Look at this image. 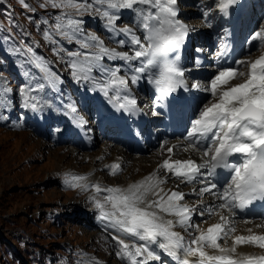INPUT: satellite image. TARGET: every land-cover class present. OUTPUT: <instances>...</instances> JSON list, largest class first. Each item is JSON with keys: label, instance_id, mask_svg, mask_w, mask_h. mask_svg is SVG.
Here are the masks:
<instances>
[{"label": "snow or ice", "instance_id": "6c2138e0", "mask_svg": "<svg viewBox=\"0 0 264 264\" xmlns=\"http://www.w3.org/2000/svg\"><path fill=\"white\" fill-rule=\"evenodd\" d=\"M49 3L53 8L75 9V16L63 11L58 14L52 29L44 32L45 40L51 45H60L59 49L53 47V51L67 63L76 82H91L115 103L118 110L128 113L137 110V100L127 94V90L129 83L137 84L145 77L158 93V100L178 88L187 87L186 69L179 63L178 53L189 29L179 19V0H93L92 3L49 0ZM235 3L236 0H218L217 7L221 12H227ZM25 7L29 6L25 4ZM92 11L103 19L110 38L112 33L122 35L124 38L117 40L118 46L128 47L130 51L108 48L94 33L83 34V20L77 17ZM124 11L131 14L143 41L133 28L117 27ZM57 36L64 40L56 39ZM64 41L75 43L76 50L62 54ZM254 42L258 47H264V28L254 31L246 39L249 48ZM26 48L39 73L31 83L19 86L18 95L21 106L35 112L40 110L43 100L39 93L55 87L60 77L45 58L35 55L31 46ZM105 59L121 63L106 65ZM234 65H221L215 74H210L208 83L191 85L192 89L212 97L194 110V118H190V126L183 136L184 151L198 153L199 162L193 158L172 159L173 149L181 146L177 144L167 149L169 157L155 172L127 187L82 183L86 177L78 174H69L65 179L68 187L84 191L92 188L96 194L105 193L102 200L95 196L92 199L100 219L106 222V229L116 233L111 239L118 246L117 255L125 264L160 261L157 249L174 258L176 264H264V255L237 252L238 245L264 249V234L231 236L236 229L230 226L237 210L264 200V55L254 60L236 59ZM124 69V75H120ZM24 75L31 77L32 73ZM234 80L241 82L231 83ZM12 91L0 88L7 97L6 102L11 101L8 93ZM121 92L124 93L122 96ZM6 102H0V107ZM68 107L76 118L75 106ZM105 167L110 168L113 175L121 170L119 163ZM160 169L167 175L160 177ZM168 175L181 183L198 184L199 188H194L192 193L166 191L161 185L166 183ZM190 194L200 199L195 204L184 203L185 196ZM206 194L216 203L208 204L203 199ZM196 213L218 215L219 222L200 229L192 224ZM261 226L264 225H257ZM176 227L189 236L192 235L189 229L196 227L199 234L188 240L180 231L174 230ZM229 236L231 247L222 246L219 241L226 244ZM126 239L132 243H126ZM206 249L215 250V254Z\"/></svg>", "mask_w": 264, "mask_h": 264}, {"label": "rangeland", "instance_id": "374dc122", "mask_svg": "<svg viewBox=\"0 0 264 264\" xmlns=\"http://www.w3.org/2000/svg\"><path fill=\"white\" fill-rule=\"evenodd\" d=\"M7 1L13 4L21 21L20 23L15 20L9 11L0 7V36L6 33L9 37L10 32H13L20 38H17L16 42L4 39L2 42L0 39V51L5 49L4 53L6 57H11L12 63L26 61L22 58L24 55L21 59L16 55L17 52L18 55L22 53L18 43L23 42L25 48L30 46L22 36L23 27H31L36 39L42 40V45L49 48V43L45 42L44 35L39 32V28L43 30L42 27L35 23L41 21L39 16H33V6L40 10V16L51 19V25L55 24L60 11H75L73 8H53L49 0ZM79 2L91 3L89 0ZM25 4L29 7H25ZM2 53L0 75L5 78L6 64ZM254 56H257V53L252 55ZM59 147L67 146H53L29 132L14 131L0 125V264H100L89 260L92 259V254H96V257L103 261L102 264H117L99 234L83 226L78 220L80 218H75L77 213L73 212L74 210L82 207L88 210L93 205L94 195L86 197L90 194V188L87 191L74 188L66 190L59 186L65 182L67 171H80L86 177L82 183L96 181L97 172L105 175L102 164L109 158L111 151L108 150L98 157L97 162L94 159L93 163L99 162L101 165L96 169L91 168L90 171L88 158L92 154L91 151L99 145L92 150L76 151L79 156L86 154V158L85 155L82 156L84 160L81 162L61 153ZM96 153H99V150ZM131 163L130 161L124 165L125 170L119 176L105 175L104 180L100 181L115 185L131 179L132 182L134 178L126 173L128 170H134ZM143 163L138 161V172L146 169L144 166L147 167V164ZM96 199L100 198L96 196ZM56 214L60 216L57 217ZM73 215L74 219H70Z\"/></svg>", "mask_w": 264, "mask_h": 264}, {"label": "bare ground", "instance_id": "6f19581e", "mask_svg": "<svg viewBox=\"0 0 264 264\" xmlns=\"http://www.w3.org/2000/svg\"><path fill=\"white\" fill-rule=\"evenodd\" d=\"M190 22L193 23V24H195L197 21L193 19ZM253 54L254 53H252L251 55H253ZM24 132H26V131H24ZM20 134H23V133H20ZM111 147L112 148H110L107 143H101V145L96 150L91 151L92 154H91L90 158H88V160L90 162L89 170L91 168L96 169L99 165H101V164H99V162L98 163H93V160L95 159V162L99 161V158L98 157H100L101 155H104L108 150L111 151V155L109 156V158H107L105 160L104 163L112 162V163H119L121 165H125V164L127 165V163L131 161L132 162L131 163L132 164V168H134V170L133 171L132 170H128V171L126 170L127 171L126 173H129L130 175H132V177L134 179H133L132 182H130L132 180L131 179L130 181H127L128 183L127 182H124L122 184H117V186H120V187H127V185H129L131 183H134L136 181H139L142 178L148 176L149 174L155 172L157 170V165L161 161V157L158 156V153L161 152L163 156H165L166 154H168V151H167L168 148H163L161 150L155 151L154 153H150L147 157H144V156H136V157H133L129 153H126V152L122 151V149L118 148L117 146H111ZM59 149H60L61 153L65 154L66 156L71 157L73 160H75L77 162H81L82 161V159H83L82 156L83 155H85L84 158H86V154L83 153L82 155L79 156V154H77V152H76L77 150L72 149L71 147H68V146L67 147H59ZM98 150H99V153H96L95 154V152L98 151ZM185 155L186 154H182V157H184ZM140 160H141V162L146 163L147 164V167L144 166L146 169H143L142 171L138 172V161H140ZM94 169H92V171ZM96 175L98 177V179L96 181H100V180H104V176L106 174L104 175V173L102 174L100 172H97ZM158 175L160 177L162 176V174H160V172L158 173ZM108 181H110V180H108ZM161 187L163 189H165L166 186L165 185H161ZM91 196H92V193L91 192H90L89 195H86L87 198H89ZM150 198L154 199L155 197H150ZM78 210H76V211H78ZM76 217H77V215L75 216V218ZM213 217L214 218L211 219L210 221H207V222H204L203 223V225H204V228L203 229H206L208 227V225L212 224L215 221V219H217L216 218L217 215L216 216H213ZM78 220H82V219L80 218ZM256 224H257V222H239L238 223V226H237V229H236V232H234V234H232L231 236H235V235H251V234H261V233L264 234V229L261 228V227H256ZM249 229H251V232H249ZM231 236H229V238H228L229 239L228 240L229 242L227 244H224V245L222 244V246H224V247H231V244H232ZM237 252L240 253V254H242V255H255V256H260V255H263L264 254V249H261V248H259L257 246H252V245H238L237 246ZM212 254H215V251H212ZM91 258L93 260H95V261L99 260V258L96 257V254H92V257ZM99 261L102 264L103 261H101V260H99Z\"/></svg>", "mask_w": 264, "mask_h": 264}]
</instances>
